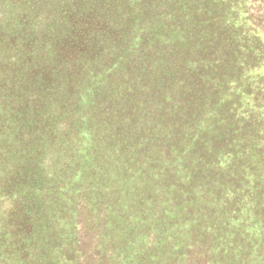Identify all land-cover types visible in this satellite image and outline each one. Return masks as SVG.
I'll list each match as a JSON object with an SVG mask.
<instances>
[{
	"label": "trees",
	"instance_id": "trees-1",
	"mask_svg": "<svg viewBox=\"0 0 264 264\" xmlns=\"http://www.w3.org/2000/svg\"><path fill=\"white\" fill-rule=\"evenodd\" d=\"M200 1L0 0V264H264V0Z\"/></svg>",
	"mask_w": 264,
	"mask_h": 264
},
{
	"label": "rangeland",
	"instance_id": "rangeland-1",
	"mask_svg": "<svg viewBox=\"0 0 264 264\" xmlns=\"http://www.w3.org/2000/svg\"><path fill=\"white\" fill-rule=\"evenodd\" d=\"M232 1L235 2L236 0H232ZM200 2H201L200 5H202V2H204V0H201ZM237 2L241 4V0H237ZM259 2L255 0L254 1L255 4L253 3V1H248V2L243 4V7L245 6L246 10L249 11L250 14H252V18H254V19L258 18V15L260 12V10L258 9V5H257ZM247 11H245V12H247Z\"/></svg>",
	"mask_w": 264,
	"mask_h": 264
}]
</instances>
